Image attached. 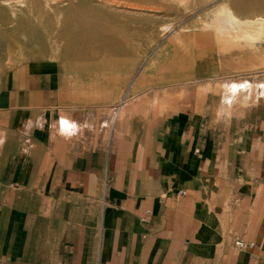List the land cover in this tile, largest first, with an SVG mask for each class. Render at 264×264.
Here are the masks:
<instances>
[{
  "label": "crops",
  "instance_id": "obj_1",
  "mask_svg": "<svg viewBox=\"0 0 264 264\" xmlns=\"http://www.w3.org/2000/svg\"><path fill=\"white\" fill-rule=\"evenodd\" d=\"M118 22L0 76V264H264V132L225 127L253 54L186 21L143 60Z\"/></svg>",
  "mask_w": 264,
  "mask_h": 264
},
{
  "label": "rangeland",
  "instance_id": "obj_2",
  "mask_svg": "<svg viewBox=\"0 0 264 264\" xmlns=\"http://www.w3.org/2000/svg\"><path fill=\"white\" fill-rule=\"evenodd\" d=\"M223 4L241 19L253 14L264 19V0H0V76L29 61L98 58L111 50L107 36L116 31L118 21L141 20L144 60L177 25L196 21L200 27L183 31H211L239 53L253 54V68L248 69L252 75L238 76L231 85L239 102V123L225 127L230 132L260 134L264 132V34L252 41L223 26L217 21ZM204 21L210 22L206 28ZM80 64L78 68L87 69Z\"/></svg>",
  "mask_w": 264,
  "mask_h": 264
},
{
  "label": "bare ground",
  "instance_id": "obj_3",
  "mask_svg": "<svg viewBox=\"0 0 264 264\" xmlns=\"http://www.w3.org/2000/svg\"><path fill=\"white\" fill-rule=\"evenodd\" d=\"M3 1H5V0H3ZM218 9H219L218 12H220V14L222 15V17L221 18H218L217 21L219 20L223 26L233 29L235 32L241 34V36H245V37L251 39L252 41L254 39H259V38H261L263 36V34H264V19L261 16L254 15L253 14L252 17H249V18H246V19H241L239 16H237L234 13V10H232V8H230L226 4L221 5V7L218 8ZM222 25H221V27H222ZM235 36H236V34H235ZM236 38H238V37L236 36ZM243 39H244V37H243Z\"/></svg>",
  "mask_w": 264,
  "mask_h": 264
},
{
  "label": "built area",
  "instance_id": "obj_4",
  "mask_svg": "<svg viewBox=\"0 0 264 264\" xmlns=\"http://www.w3.org/2000/svg\"><path fill=\"white\" fill-rule=\"evenodd\" d=\"M234 244H235V247L238 250H244V249L252 248L253 247L251 244H248V243L244 242L240 238H236Z\"/></svg>",
  "mask_w": 264,
  "mask_h": 264
}]
</instances>
